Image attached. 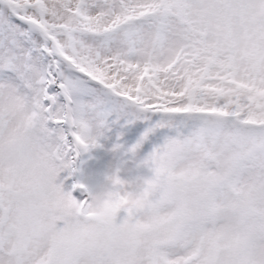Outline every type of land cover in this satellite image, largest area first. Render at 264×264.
Instances as JSON below:
<instances>
[{"label":"snow or ice","instance_id":"1","mask_svg":"<svg viewBox=\"0 0 264 264\" xmlns=\"http://www.w3.org/2000/svg\"><path fill=\"white\" fill-rule=\"evenodd\" d=\"M0 264H264V0H0Z\"/></svg>","mask_w":264,"mask_h":264}]
</instances>
